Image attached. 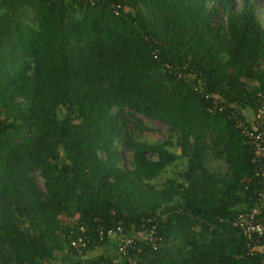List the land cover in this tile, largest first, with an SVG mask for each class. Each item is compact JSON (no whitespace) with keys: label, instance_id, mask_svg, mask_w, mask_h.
<instances>
[{"label":"trees","instance_id":"1","mask_svg":"<svg viewBox=\"0 0 264 264\" xmlns=\"http://www.w3.org/2000/svg\"><path fill=\"white\" fill-rule=\"evenodd\" d=\"M263 97L253 0H0V264L110 263L107 232L152 226L120 264H264L233 226Z\"/></svg>","mask_w":264,"mask_h":264},{"label":"built area","instance_id":"2","mask_svg":"<svg viewBox=\"0 0 264 264\" xmlns=\"http://www.w3.org/2000/svg\"><path fill=\"white\" fill-rule=\"evenodd\" d=\"M112 9L115 15L120 14L121 5L120 3H115L112 5ZM125 12L126 10L123 9ZM220 108L219 111H221ZM236 127L238 131L243 135L246 144L251 152V163L254 169V175L257 179L258 187L256 190L257 196V206L251 208L247 212H240L237 218L234 221L233 226L237 228L241 234L247 239L248 244L252 245L250 247L251 253H255L260 246V240L264 238V226L258 221L259 209L264 207V97L260 102V106L257 109L256 113L252 116H247L242 119L239 118V115L235 114L234 116ZM83 231V229H82ZM124 232L121 228H118L116 231H109L106 234V237L112 241L115 240L116 246L113 253H111L110 263L99 262V264H120L125 260V257L128 256V252L131 248L134 247L136 241L151 245V249H156V226H152L150 231H136L132 233L129 232L127 237L124 236ZM102 238V233L100 234ZM84 239H79L77 242H72L71 246L76 249L78 258L83 257L82 249L89 244L84 242ZM103 240L96 245L95 252L97 253L98 249L103 247ZM111 243V242H109ZM108 243V244H109Z\"/></svg>","mask_w":264,"mask_h":264},{"label":"rangeland","instance_id":"3","mask_svg":"<svg viewBox=\"0 0 264 264\" xmlns=\"http://www.w3.org/2000/svg\"><path fill=\"white\" fill-rule=\"evenodd\" d=\"M253 1L255 2L257 14L259 15L264 26V0H253ZM147 126L152 128L153 130L150 133L144 132L143 137L145 139H147L150 142H156L163 139L165 130H164V126L161 123L158 122L151 123L148 121ZM124 154L125 156L127 155L126 153ZM168 176L169 174L168 175L166 174L164 177H168ZM38 185L40 188H43L42 182L40 180L38 181Z\"/></svg>","mask_w":264,"mask_h":264},{"label":"crops","instance_id":"4","mask_svg":"<svg viewBox=\"0 0 264 264\" xmlns=\"http://www.w3.org/2000/svg\"><path fill=\"white\" fill-rule=\"evenodd\" d=\"M115 246H116V243H115V240L113 239V240L111 241V243H109L108 245H106L105 249H106V250H110L111 252H109V253H113L114 250H115ZM260 250H261V249H260ZM69 263H70V262H69Z\"/></svg>","mask_w":264,"mask_h":264},{"label":"clouds","instance_id":"5","mask_svg":"<svg viewBox=\"0 0 264 264\" xmlns=\"http://www.w3.org/2000/svg\"><path fill=\"white\" fill-rule=\"evenodd\" d=\"M237 5H239V6H241L240 4H241V2L240 1H236L235 2ZM124 9L126 10V12L124 11V13H127V12H129L130 10H129V8H127V7H124ZM251 208H253V206L252 207H250L249 209L251 210Z\"/></svg>","mask_w":264,"mask_h":264}]
</instances>
